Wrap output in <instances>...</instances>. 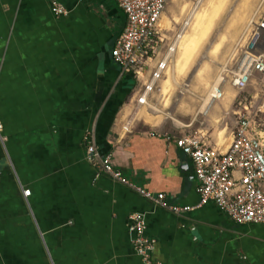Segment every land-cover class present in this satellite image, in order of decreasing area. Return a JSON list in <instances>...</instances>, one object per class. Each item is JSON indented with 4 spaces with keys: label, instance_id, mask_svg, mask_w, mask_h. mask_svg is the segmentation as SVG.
Instances as JSON below:
<instances>
[{
    "label": "crops",
    "instance_id": "0c3cea01",
    "mask_svg": "<svg viewBox=\"0 0 264 264\" xmlns=\"http://www.w3.org/2000/svg\"><path fill=\"white\" fill-rule=\"evenodd\" d=\"M125 25L113 0H0V264H143L135 213L162 264H264L263 225L239 226L213 203L175 215L85 160L93 143L170 205L200 202L181 137L135 123L151 95L140 105L111 56Z\"/></svg>",
    "mask_w": 264,
    "mask_h": 264
},
{
    "label": "built area",
    "instance_id": "2783aa9c",
    "mask_svg": "<svg viewBox=\"0 0 264 264\" xmlns=\"http://www.w3.org/2000/svg\"><path fill=\"white\" fill-rule=\"evenodd\" d=\"M87 1L89 0H77L79 3ZM113 1L124 13L126 25L115 41L111 56L122 75L131 76L136 80L140 95L138 103L150 106L149 96L155 93L158 84L167 76L180 39L178 35L166 53L160 52L164 43L161 21L171 0ZM51 10L56 17L68 15L66 7L57 1L52 3ZM253 28L244 65H248L264 78V18L255 23ZM251 74L248 68L241 71L236 75L234 87L243 91L250 82ZM223 96L224 93L218 88L214 101ZM236 115V129L227 151L212 148L192 135L175 140L177 148L194 166L200 198L196 207L170 205L165 195L155 196L132 184L123 172L116 168L112 156L102 154L100 148L93 143L86 148L85 160L101 174L129 187L154 202L155 206L169 210L175 215H184L213 203L220 212L239 226H264V142L256 132L250 116L241 111L236 112ZM30 195V190L24 192L26 198ZM130 220L134 232V250L142 263L162 264L154 257L157 241L146 235L145 215L135 213Z\"/></svg>",
    "mask_w": 264,
    "mask_h": 264
},
{
    "label": "rangeland",
    "instance_id": "374dc122",
    "mask_svg": "<svg viewBox=\"0 0 264 264\" xmlns=\"http://www.w3.org/2000/svg\"><path fill=\"white\" fill-rule=\"evenodd\" d=\"M208 17L213 27L202 38ZM262 18L264 0H171L161 21L160 52L166 53L179 35L178 48L167 76L150 97L151 106L137 116L139 130L192 135L225 149L236 129V112L241 111L251 117L264 142V78L244 65L253 26ZM246 68L252 72L250 82L239 91L233 82ZM216 84L224 96L203 114L210 88Z\"/></svg>",
    "mask_w": 264,
    "mask_h": 264
},
{
    "label": "bare ground",
    "instance_id": "6f19581e",
    "mask_svg": "<svg viewBox=\"0 0 264 264\" xmlns=\"http://www.w3.org/2000/svg\"><path fill=\"white\" fill-rule=\"evenodd\" d=\"M220 7V9H221V5L219 6ZM214 11H216V8L214 9ZM212 13H214L213 11H212ZM216 13H217V11H216ZM216 15V14H215ZM211 17H212V14H211ZM216 17V16H215ZM214 17V18H215ZM164 18V17H163ZM213 18V19H214ZM216 19V18H215ZM212 19H210V17H208L207 18V20H206V24H205V26H204V28L202 29V38L204 37V36H206L207 35V33L209 32V28L211 27V25H212ZM213 27V26H212ZM211 27V28H212ZM211 31V30H210ZM200 36V37H201ZM202 38L200 39L199 38V40H197V44L200 42V40H202ZM194 40V39H193ZM188 51H189V49H188ZM190 52H191V50H190ZM189 56V55H188ZM179 67H180V65H179ZM168 85V84H167ZM218 85L219 84H216L215 86H213L212 88H210V91H209V95H208V99L205 101V104H204V106L202 107V109H201V113H203V114H207V113H209V111H210V109H211V107L213 106V104H214V98H215V96H217V94H218ZM169 89V88H168Z\"/></svg>",
    "mask_w": 264,
    "mask_h": 264
}]
</instances>
